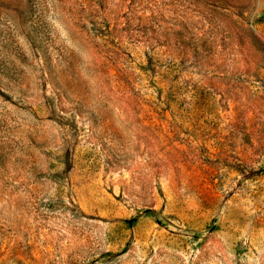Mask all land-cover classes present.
I'll list each match as a JSON object with an SVG mask.
<instances>
[{"label": "rangeland", "instance_id": "obj_1", "mask_svg": "<svg viewBox=\"0 0 264 264\" xmlns=\"http://www.w3.org/2000/svg\"><path fill=\"white\" fill-rule=\"evenodd\" d=\"M0 264H264V0H0Z\"/></svg>", "mask_w": 264, "mask_h": 264}]
</instances>
